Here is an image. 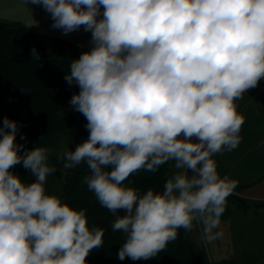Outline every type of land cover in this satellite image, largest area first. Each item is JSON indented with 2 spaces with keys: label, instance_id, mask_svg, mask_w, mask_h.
Returning <instances> with one entry per match:
<instances>
[{
  "label": "clouds",
  "instance_id": "clouds-1",
  "mask_svg": "<svg viewBox=\"0 0 264 264\" xmlns=\"http://www.w3.org/2000/svg\"><path fill=\"white\" fill-rule=\"evenodd\" d=\"M23 2L42 6L65 35L91 32L90 50L65 75L80 89L70 106L89 136L74 151L28 150L16 142L17 122L3 119L0 264H87L103 246L86 210L46 193L54 153L66 170L86 163L84 182L100 205L124 213L112 224L125 236L119 260L154 258L194 223L204 240L221 238L215 230L238 182L221 177L213 157L240 144L245 118L236 101L264 78V0ZM169 161L177 171L161 193L124 185ZM18 164L34 182L10 170Z\"/></svg>",
  "mask_w": 264,
  "mask_h": 264
},
{
  "label": "trees",
  "instance_id": "trees-1",
  "mask_svg": "<svg viewBox=\"0 0 264 264\" xmlns=\"http://www.w3.org/2000/svg\"><path fill=\"white\" fill-rule=\"evenodd\" d=\"M36 39L45 41L46 57L32 56V43ZM82 52L85 50L69 41L57 37L42 38L21 22L0 19V126L5 117L16 121L18 144L28 150L49 147L60 152L87 140V120L70 106L71 97L80 89L65 80L72 60L78 59ZM49 163L56 171L47 178L46 193L59 196L62 202L76 210H86L88 225L104 231L103 246L86 257L87 264H210L203 248L183 229L179 230L178 238L154 258L119 260L117 253L125 236L113 231L112 224L124 213L113 214L100 205L84 182V177L90 175L86 163L66 170L62 162L57 161L55 153L50 156ZM173 165L174 162L169 161L155 172L140 170L123 183L141 194L149 189L161 193L167 179L177 171ZM10 170L25 182L35 180L22 164Z\"/></svg>",
  "mask_w": 264,
  "mask_h": 264
},
{
  "label": "crops",
  "instance_id": "crops-1",
  "mask_svg": "<svg viewBox=\"0 0 264 264\" xmlns=\"http://www.w3.org/2000/svg\"><path fill=\"white\" fill-rule=\"evenodd\" d=\"M14 11V16L6 14ZM0 19L21 22L43 38L57 37L81 49H90L91 32L83 27L67 35L51 27L53 20L42 6L23 0H0ZM238 112L245 118L236 149L213 158L221 177L228 176L241 185V193L249 198L264 199V78L236 101Z\"/></svg>",
  "mask_w": 264,
  "mask_h": 264
},
{
  "label": "rangeland",
  "instance_id": "rangeland-1",
  "mask_svg": "<svg viewBox=\"0 0 264 264\" xmlns=\"http://www.w3.org/2000/svg\"><path fill=\"white\" fill-rule=\"evenodd\" d=\"M6 14L12 17L14 11ZM75 147L74 143L71 150ZM241 189L235 188L227 198L220 226L215 230L223 231L221 238L204 240L203 225L199 223H194L189 232V237L207 254L210 264H264V199L249 198Z\"/></svg>",
  "mask_w": 264,
  "mask_h": 264
},
{
  "label": "water",
  "instance_id": "water-1",
  "mask_svg": "<svg viewBox=\"0 0 264 264\" xmlns=\"http://www.w3.org/2000/svg\"><path fill=\"white\" fill-rule=\"evenodd\" d=\"M32 49H35L37 55H39L41 57L47 56V47L45 45V42L42 39H36L32 43Z\"/></svg>",
  "mask_w": 264,
  "mask_h": 264
}]
</instances>
